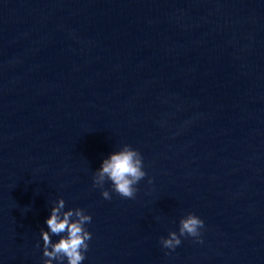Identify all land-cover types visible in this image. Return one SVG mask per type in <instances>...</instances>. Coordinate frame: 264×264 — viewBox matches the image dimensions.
Returning <instances> with one entry per match:
<instances>
[{
  "label": "water",
  "instance_id": "1",
  "mask_svg": "<svg viewBox=\"0 0 264 264\" xmlns=\"http://www.w3.org/2000/svg\"><path fill=\"white\" fill-rule=\"evenodd\" d=\"M125 144L147 175L106 200ZM59 198L82 264H264V0H0V264H43Z\"/></svg>",
  "mask_w": 264,
  "mask_h": 264
},
{
  "label": "clouds",
  "instance_id": "2",
  "mask_svg": "<svg viewBox=\"0 0 264 264\" xmlns=\"http://www.w3.org/2000/svg\"><path fill=\"white\" fill-rule=\"evenodd\" d=\"M143 157L139 150L125 144L118 151L112 152L102 160L100 167L94 171L93 187L101 189L104 199L110 200L111 194L105 189L106 182H111V190L125 199H134L141 180L146 177ZM151 183V180H149ZM92 217L86 214L82 208H69L65 210V200L59 198L50 210L46 219L47 230L41 229L43 240V264H82L86 259L88 241L92 234L86 228L91 223ZM204 221L194 213H187L179 221V234L176 231L169 232L167 238L161 237V245L169 250H175L181 244L180 237L195 238L196 243H203L201 229ZM52 236H59V240L52 242ZM39 243L37 247H39Z\"/></svg>",
  "mask_w": 264,
  "mask_h": 264
}]
</instances>
